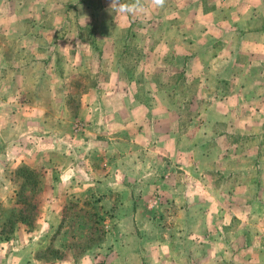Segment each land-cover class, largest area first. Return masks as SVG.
Returning <instances> with one entry per match:
<instances>
[{
	"label": "rangeland",
	"instance_id": "obj_1",
	"mask_svg": "<svg viewBox=\"0 0 264 264\" xmlns=\"http://www.w3.org/2000/svg\"><path fill=\"white\" fill-rule=\"evenodd\" d=\"M110 4L0 0V264H264V0Z\"/></svg>",
	"mask_w": 264,
	"mask_h": 264
},
{
	"label": "clouds",
	"instance_id": "obj_2",
	"mask_svg": "<svg viewBox=\"0 0 264 264\" xmlns=\"http://www.w3.org/2000/svg\"><path fill=\"white\" fill-rule=\"evenodd\" d=\"M166 0H151L156 7H163ZM110 10L117 14H135L143 11L142 0H134L132 3H125L124 0H111Z\"/></svg>",
	"mask_w": 264,
	"mask_h": 264
},
{
	"label": "trees",
	"instance_id": "obj_3",
	"mask_svg": "<svg viewBox=\"0 0 264 264\" xmlns=\"http://www.w3.org/2000/svg\"><path fill=\"white\" fill-rule=\"evenodd\" d=\"M25 170L27 171L28 169H25ZM21 214H23V213H20V216L18 217L19 218L18 221H20L22 223H24V222H30V221H27L28 219H26L25 217H23Z\"/></svg>",
	"mask_w": 264,
	"mask_h": 264
}]
</instances>
